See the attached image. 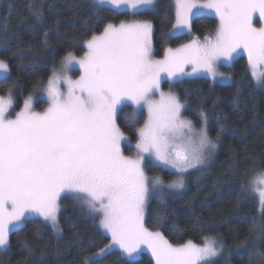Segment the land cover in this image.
Returning <instances> with one entry per match:
<instances>
[{
    "label": "snow or ice",
    "instance_id": "6c2138e0",
    "mask_svg": "<svg viewBox=\"0 0 264 264\" xmlns=\"http://www.w3.org/2000/svg\"><path fill=\"white\" fill-rule=\"evenodd\" d=\"M105 5L117 14L137 15L154 5V0H94L95 7ZM173 6L175 23L166 38L191 35L193 19L202 10L218 16L215 35H205L203 41L194 36L180 47H168L163 59H155L150 21L108 22L100 34L83 41L86 51L82 57L68 51L59 71L53 69L46 83H34V89L44 86L48 98L44 111L32 110L30 94L15 118H9L17 82L3 86L8 95L0 96V249L6 250L10 234L29 220L40 221L36 239L45 224L59 233L63 194L74 205L99 215V226L111 237L109 244L81 264H98L115 247L132 257L147 246L155 264H212L221 254L224 244L215 237L174 246L161 231L145 226L150 199L158 198L164 205L165 195L183 189L184 175L203 167L217 148L209 137L203 110L197 128L184 116L185 103L176 94L163 92L161 82L165 77L199 72L213 79L223 76L216 65L243 50L255 84L264 88V27L254 24L257 14L264 23V0H174ZM34 15L33 31L43 23L39 13ZM7 44V39L0 40V45ZM74 64L81 70L77 79L66 74ZM185 65L192 71L185 73ZM0 72L10 73L3 59ZM157 94L159 99L154 98ZM129 106H134V113L137 109L147 112L142 126H135L138 116L129 122L137 135L135 145L117 122ZM124 144L135 148V157L124 154ZM152 169L168 171L171 178L150 176ZM249 188L264 206V170L248 187L242 185L245 191ZM155 219L160 224L167 216L158 214ZM25 243L31 254V246ZM256 255L264 257V252Z\"/></svg>",
    "mask_w": 264,
    "mask_h": 264
},
{
    "label": "trees",
    "instance_id": "16d2710c",
    "mask_svg": "<svg viewBox=\"0 0 264 264\" xmlns=\"http://www.w3.org/2000/svg\"><path fill=\"white\" fill-rule=\"evenodd\" d=\"M173 5L174 0H157L141 12L154 22L153 42L159 55L187 38L186 34L165 37L175 21ZM109 8L95 7L94 0H0V40L8 41L6 46L0 45V59L10 68L7 78L0 77V94H8L5 84L17 82L12 95L18 107L22 106L27 96L43 88L34 89V83H46L68 51L83 54L84 40L102 32L106 23H118L130 16L129 12L117 14ZM34 12L40 14L43 23L33 31L31 26L37 23ZM218 23L213 11L202 10L193 19L192 30L209 35ZM231 70L233 80L228 83L203 76L178 82L179 95L187 104L185 114L201 125L199 113L203 110L210 134L219 145L214 160L188 173L187 188L166 194L164 205L158 198L150 199L146 225L162 231L175 244L218 237L225 250L215 264H264V257L256 255L264 252V207L255 192L242 189L264 170V88L255 84L246 56L235 59ZM133 109L123 108L117 120L124 131L136 136L129 122L138 116L135 126L139 127L147 116L145 111L134 113ZM149 173L171 178L168 171L152 169ZM62 206L63 234H56L50 224H45L36 239L35 227L40 221L29 220L10 234L7 249H0V264H81L86 256L109 243L110 237L99 226V215L74 205L67 196H63ZM158 214H166L167 219L158 224ZM25 241L31 246V254ZM98 264H155V259L147 252L131 258L113 249Z\"/></svg>",
    "mask_w": 264,
    "mask_h": 264
},
{
    "label": "rangeland",
    "instance_id": "374dc122",
    "mask_svg": "<svg viewBox=\"0 0 264 264\" xmlns=\"http://www.w3.org/2000/svg\"><path fill=\"white\" fill-rule=\"evenodd\" d=\"M157 0H154V4H155V2H156ZM105 6H107V5H105ZM154 5H152V6H147V9L148 8H151V7H153ZM129 17H127L126 19H124L125 21H133V20H147V21H150L152 24H153V32H154V22L151 20V19H149V18H147V17H145V16H143V15H141V13H139V14H137V15H132L130 12H129ZM119 23V22H118ZM174 23H175V21H174ZM254 24H255V26L256 27H264V23H262V22H260V20H259V17H258V14L254 17ZM98 34H100V33H96V35H98ZM215 35V31L212 33V34H209V36H214ZM186 36H187V38H185L184 40L185 41H183L182 43H180V44H178V45H176V46H169V47H171V48H177V47H180L182 44H186V43H188V42H190V40L194 37V36H198V37H200V39H201V41H203V37L204 36H201L199 33H197L196 31H193V30H191V35H187L186 34ZM152 42H153V37H152ZM168 48V47H167ZM166 48V49H167ZM165 49V50H166ZM86 51V50H85ZM73 54L75 55V56H77V57H82L83 55H84V53L83 54H76V53H74L73 52ZM164 54H165V51H164ZM242 55H244V56H246V58H247V54L243 51V50H240V52H239V54H234V56H233V58L231 59V60H224V61H222V62H220V63H218L217 65H216V71L218 72V73H222L223 74V76H220V75H217V77L215 78V79H213L208 73H206V72H199V73H195V74H193V75H191V76H187V75H178L177 77H175V78H167V77H165V79L164 80H162V82H161V90L163 91V92H165V93H168V92H172V93H174V94H176L180 99H181V97H180V95H179V91H178V82H180V81H182L183 79H186V78H194V77H199V76H203V77H208V78H210L213 82H222V83H228V82H231L232 80H233V74H232V70H231V66H232V64L234 63V61H235V59H237L239 56H242ZM153 56H154V58L155 59H163V57H164V55H159V54H157L156 53V49H155V46H154V42H153ZM4 60V59H3ZM248 61V60H247ZM7 62V61H6ZM60 70V65L56 68V71H59ZM184 71H185V73H189V72H191L192 71V69H191V66L190 65H185L184 66ZM67 75H69V76H71L73 79H77L79 76H80V74H81V70H80V68H79V65L78 64H74L68 71H67V73H66ZM6 74L5 73H2V72H0V77H3V76H5ZM44 87V86H43ZM62 91H64V92H66L67 91V89H66V86H63L62 85ZM8 94H0V96H7ZM33 97H34V100H33V106H32V110L33 111H36V112H42V111H44L47 107H48V98H47V95H46V93H44V91H43V88L40 90V91H37V92H34V93H32L31 94ZM13 96V95H12ZM155 99H159V95L157 94L155 97H154ZM13 101H14V103H13V107L9 110L10 111V113H11V115L9 116V118H11V119H14L15 118V113H17V112H19L22 108H23V106H24V102H23V104H22V106H20V107H18V105H17V103H16V100H14V96H13ZM181 102L182 103H185V102H183L182 101V99H181ZM185 105H187L186 103H185ZM185 109H186V107H185ZM138 111H141V110H139V109H137ZM143 111H145V113H146V116H147V112H146V110H143ZM184 116L187 118V119H190V120H192L190 117H188L186 114H185V110H184ZM193 121V120H192ZM117 122H118V120H117ZM194 122V121H193ZM194 124H195V126L197 127V128H199L201 125H197L195 122H194ZM122 129V128H121ZM122 131L127 135V136H129L130 138H131V142H132V144L133 145H135V143H136V139H137V135L136 136H134V135H132V134H129L128 132H126V131H124L123 129H122ZM208 133H209V137L211 138V139H213L215 142H216V144H217V148H216V150H215V152L211 155V157L208 159V161H207V163L203 166V167H206L207 166V164H209L212 160H214L215 159V154H216V152H217V149H218V145H219V140L218 139H215L214 137H212L211 136V134H210V131H209V126H208ZM122 149H123V151H124V154L126 155V156H133V157H135L136 156V150H135V148L134 147H132V148H130V147H128L127 146V144H124V145H122ZM203 167H200V168H203ZM199 169V168H198ZM193 170H196V169H190L185 175H184V179H185V187L184 188H187V180H186V178H187V175H188V173L189 172H191V171H193ZM174 171V170H173ZM175 172V171H174ZM148 174L151 176V175H156V174H150L149 172H148ZM183 188V189H184ZM179 190H182V189H179ZM257 194V193H256ZM63 194H62V198H63ZM257 196H258V194H257ZM62 198H61V200H60V203H61V209L63 208V206H62ZM258 198H259V196H258ZM262 208L264 207V206H261ZM62 211V210H61ZM146 212H147V207H146ZM61 213V212H60ZM58 220H59V227H60V229H61V231L59 232V233H56L55 231V233L56 234H63V228H62V225H61V221H60V214H59V216H58ZM50 224V223H49ZM51 225V224H50ZM145 226L147 227V225H146V223H145ZM148 228V227H147ZM103 231H104V233L105 234H107L106 232H105V230L104 229H102ZM149 230H151V229H149ZM151 231H156V230H151ZM160 231V230H159ZM162 232V231H161ZM163 233V232H162ZM109 237H110V234H107ZM163 235L165 236V238L171 243V244H173L174 246L175 245H180V244H175V243H173V242H171L167 237H166V235L163 233ZM212 237H215V238H217L218 239V237H216V236H212ZM111 242V237H110V241H109V243ZM108 243V244H109ZM182 244V243H181ZM199 244V243H198ZM114 249H119L118 247H115ZM120 250V249H119ZM224 250H225V246H224V249H223V251L221 252V254L224 252ZM121 252H122V250H120ZM142 252H147V253H149L150 255H152V253H151V251H150V249H148L147 248V246H141V250L138 252V253H136V254H134L131 258H136V257H139L140 255H141V253ZM123 253V252H122ZM124 254V253H123ZM220 254V255H221ZM126 255V254H125ZM219 255V256H220ZM219 256H217V257H215V258H213V260H212V264H215V261H216V259H218V257ZM153 257V256H152ZM154 258V257H153ZM155 259V258H154Z\"/></svg>",
    "mask_w": 264,
    "mask_h": 264
}]
</instances>
